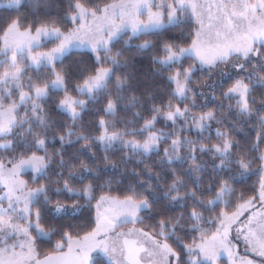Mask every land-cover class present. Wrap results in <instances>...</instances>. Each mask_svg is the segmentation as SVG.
Here are the masks:
<instances>
[{
    "label": "snow or ice",
    "instance_id": "6c2138e0",
    "mask_svg": "<svg viewBox=\"0 0 264 264\" xmlns=\"http://www.w3.org/2000/svg\"><path fill=\"white\" fill-rule=\"evenodd\" d=\"M10 3H18V0H10ZM141 7L147 9L145 18L138 14ZM117 8L121 9L119 17L115 14ZM185 10L190 12L192 20L187 40L179 45L162 41L161 53L153 57L161 64L173 61L179 63L185 55L191 57L190 65L184 68L183 72L176 67L168 73L178 96L184 94L188 76L197 64L201 67H212L217 62L227 61L233 55L247 59L250 52L259 54L260 49L257 45L264 42V0H236V2L233 0H171L170 3L168 0H160L155 9L152 0H112L104 8H90L77 0L74 11L69 13L72 27L67 29L62 28L55 21L38 24L35 28L31 25L22 27L19 15H14L4 22L3 27L0 28V44L3 48L12 49V63L8 69L0 73V80L11 76L20 87L24 65L16 60L15 53L16 49L26 47L29 61L39 65L42 59L46 60L51 68V75L46 80L34 81L31 92L21 89L20 100L23 101L26 96L31 95L46 96L49 85L59 87L63 89V95L59 98L58 106L65 108L75 117L79 112L75 106L77 100L81 105L86 101L67 89V76L63 68L57 67L55 63L58 55L62 56L74 43L81 47L87 45L93 52L97 60L96 67L76 83L78 92L87 89L91 95L94 90L107 86V80L111 74V66L101 62L99 51L101 48L109 51L113 38L126 26L133 33L138 32L141 26L147 31L150 27L158 28L166 22L170 23L178 11L182 15ZM165 15L167 21H165ZM50 34L55 42L49 47H41L42 40L47 39ZM13 35L16 38H12ZM33 43L37 44L35 50L32 49ZM150 43L152 42L145 40L141 46L147 47ZM112 59L115 60V56ZM116 79L120 81L119 76ZM247 90L248 85L243 83L242 78L230 82L224 89L226 94L238 93L243 101L241 107L245 109L248 108ZM16 107L17 105L13 103L0 111V117H2L0 132L7 129L8 125L16 119L14 115ZM115 108L116 100L109 95L104 109L115 111ZM187 110V105L181 108L176 104L162 114L166 119L175 122V114L179 113L183 116ZM211 116V110L201 114L195 121V126L202 127L201 121H207ZM155 120L154 113L144 121V125L154 126ZM98 123L100 131L97 139L101 142L123 138L119 130H109L103 116L99 118ZM60 139L63 142V136ZM87 143L88 141L85 140V144ZM125 143H131L133 148H142L147 152L152 145H158V139L156 133L151 132L142 141L132 137L125 139ZM172 143L176 144L177 140L173 139ZM36 144L43 148L45 137L37 136ZM254 146L258 150L262 147L259 132L254 138ZM201 147L205 146L201 145ZM213 147L217 152H227L231 149V143L225 139L223 148L219 144ZM165 152L167 153V149ZM261 158L264 159V154ZM238 163L244 171L250 170L249 163L243 159ZM47 164L45 156L36 151L11 162L10 168L0 163V170H4L5 173L4 176H0V183L7 188L9 200L15 196L17 201H23V211L26 213L27 221L26 224H12L0 215V230L5 227L12 229L18 237L11 245L0 246V264H90V254L97 249L108 258L110 264H179V252L167 241L164 229L161 227L159 231L148 232L142 224L138 223L143 220L140 216L141 206L151 207L146 196L113 194L110 190L96 192L90 181H87L83 188V194L91 202L93 209L88 227L75 234L65 230L58 243L41 253L42 245L37 241L36 234L46 230L41 210L38 205H32V197L36 193H44V199L57 212L64 204L59 197L56 201L51 200L43 182L33 186L21 176V172L25 166H31L34 181L35 173L46 168ZM81 166L87 170V165L83 161ZM8 176L14 177V183L8 182ZM224 186L230 187L227 181L222 180L217 195L223 191ZM17 190L19 195H16ZM62 190L68 193L73 191L69 179L63 181L62 188L56 189L57 192ZM208 202L210 203L211 200ZM193 214L195 215V209ZM122 217L125 218V225H130L127 231H124V226L119 224ZM212 220L215 227L211 231H198L197 236L185 244L188 250H198L208 264H219L218 257L221 251L227 253L228 264H264V166H261L258 190L253 188L248 196L241 194L234 204L224 203ZM164 222L163 218L159 220L161 225ZM33 225L35 232L32 230ZM21 235L23 239H19ZM161 237L164 239H160ZM73 249H79V252L74 259H70ZM146 257H152V259L147 260Z\"/></svg>",
    "mask_w": 264,
    "mask_h": 264
},
{
    "label": "trees",
    "instance_id": "16d2710c",
    "mask_svg": "<svg viewBox=\"0 0 264 264\" xmlns=\"http://www.w3.org/2000/svg\"><path fill=\"white\" fill-rule=\"evenodd\" d=\"M110 1L79 0L90 8L100 7ZM76 3L77 0H23L18 6H0V28L8 18L19 15L22 27L31 25L35 28L38 24L55 21L67 29L72 27L69 13L74 11ZM191 27L192 20L189 17L158 30L133 36L125 33L111 44L109 51L99 50L101 62L112 66V75L107 86L88 101L87 107L78 117L73 118L58 107L63 92L60 89L53 90L40 103L38 116L34 118L35 127H23L19 133L22 138L14 140L9 149V157L13 161L33 151L45 156L48 161L45 172L36 176L34 181L33 175L29 173L28 181L34 185L43 182L51 200L56 201L59 197L64 204L57 212L44 199V193L33 204L41 210L49 238L60 240L65 230L75 234L88 227L93 209L83 194L87 181L91 182L96 192L110 190L113 194L146 196L151 207L140 212L143 220L138 223L150 232L161 227L165 230L171 228L183 241L186 236H191V231L195 232L199 228L194 225L193 209L212 218L221 206V199L234 204L241 194L248 196L253 188H258L262 160L260 155L264 150V123L261 120L264 115V84L255 85L252 89L251 114L226 104L224 108L220 101H210L206 108L215 111V119L209 128L204 129L203 133L192 127L189 130L181 129L178 139L180 136L182 146L178 156L175 154L171 159L165 149L177 137L173 122L167 128L164 126L170 131V137L150 152L117 144L103 145L97 140L100 131L98 120L101 116L109 130H119L128 136L141 138L147 118L154 113L157 115V109L159 112L164 111L178 103L174 84L168 76L174 68L161 64L153 57L161 53L162 41L174 45L186 41ZM145 40L152 43L142 47ZM56 65L63 68L67 76V89L72 93L76 83L96 67L97 60L91 50L80 48L67 53ZM42 69L47 74L51 73L49 66L37 70L28 67L25 76L32 75L34 81H37ZM117 76L120 77L119 82ZM109 95L116 100L115 111L104 109ZM182 123L180 120L179 125L182 126ZM219 130H225L233 139L230 160L218 157L212 148L219 139ZM258 132L262 146L259 150L254 146ZM37 136L45 137L43 148L36 144ZM241 159L249 163V171L241 169L238 163ZM82 161L87 165V170L81 166ZM65 179H69L73 191L57 192L56 189L62 188ZM222 180L227 181L230 187H223V196L220 198L217 191L221 188ZM213 197L221 201L212 207L208 201ZM161 218L165 221L163 225L159 223ZM213 224H210L211 229L215 227ZM183 246L179 244L174 247L179 252V262L185 254Z\"/></svg>",
    "mask_w": 264,
    "mask_h": 264
},
{
    "label": "rangeland",
    "instance_id": "374dc122",
    "mask_svg": "<svg viewBox=\"0 0 264 264\" xmlns=\"http://www.w3.org/2000/svg\"><path fill=\"white\" fill-rule=\"evenodd\" d=\"M23 0H18V3H10V0H0V6H18L21 4ZM112 1L96 8H104L106 5L111 3ZM160 2V0H152L153 8L155 9V6ZM170 3L171 0H168ZM233 2H236V0H233ZM167 10V6L165 5V12ZM115 14L117 17L121 14V9L117 8L115 10ZM138 14L145 18L147 16V9L144 7H141L138 10ZM190 17V12L188 10H185L184 13L181 15L178 11L175 18L171 20L170 23L166 22L160 27H150L147 31L150 30H158L162 27H165L170 24H174L180 21V19H186ZM165 21H167V16L165 15ZM143 26L140 27V30L136 33H133L130 28L127 26L121 30L112 40L111 44L116 40L122 37L125 33H127L129 36L140 34L141 32H145ZM12 38H16L15 35H13ZM54 38L49 35L47 39H43L41 43V47H49L54 43ZM178 45V44H176ZM257 47H259L260 52L259 54H255L253 52H250L247 59L242 58L239 55H233L230 59H228L225 62H217L212 67H201L199 64H197L194 68H192L190 75L187 79V86L185 88L184 94L182 96H178L176 94V98L178 100V104L181 108H184L185 105L188 106V110L184 112L183 116H181L179 113L175 114V122L172 120H168L163 116V112L168 111L173 108L175 105H170L168 109H164V111H160L156 115V120L154 126H144L142 137H135L139 140H144L149 133L155 132L156 138L158 139V145H152L150 148V151L157 149L160 147L161 143L170 137V131L164 128L167 125L171 124L172 122L175 123V133L177 135L176 139L177 143L173 144L170 143V147L167 148V154L172 158V156L177 155L178 150H180V147L182 144L180 143V136L178 139V135L180 134L181 129H187L189 130V127H192L193 129L197 130L199 133H203L204 129H208L209 125L211 124V121L215 119L214 110H211L210 108H206V105L210 102H218L220 101L221 106H224L225 104L229 107H237L238 111L244 112L246 114H251L252 106H251V98L250 95L252 93V89L255 85L258 84H264V42H260ZM37 48V44L33 43L32 49L35 50ZM89 49L87 45H84L83 47L79 46L78 44H73L70 49H66L62 56L58 55L56 57L55 63L57 61L61 60L67 53L73 51L74 49ZM0 50V73H3L6 69H8L11 66V57H12V49L11 48H3V45L1 46ZM101 48L100 50H102ZM90 50V49H89ZM16 60L24 65L23 72L21 74V80H20V87H18L17 81L14 80L11 76L5 77L3 80H0V111H2L4 108H7L10 104L15 103L17 105L16 109L14 110V115L16 119L8 125V128L5 129L3 132H0V163H3L6 168L11 167V162H15L10 158L11 155L9 152V149H11L14 140L19 141L21 139V135L19 134L22 132L23 127L27 126L29 129L34 128L36 125V122L34 121V118H37V114L39 113L40 109V103L43 102L45 98H47L53 90L60 89L63 92V89L59 87H53L49 85L48 94L43 97H36L35 95L26 96L23 101L19 98V93L21 89L24 91L31 92L32 84L34 82V77L32 75L25 76L26 69L28 67H32L35 70L41 69L43 66H49L46 62V60H41L39 65H34L29 61L28 58V49L25 47L23 49H16ZM190 56L185 55L179 63L176 61H173L172 63H168L165 65H170L174 69L178 67L181 72H183L184 68L188 67L191 63V58H188ZM114 64L116 62H113ZM113 68L111 66V74L108 77L107 84L109 82V79L112 75ZM40 78L37 81H43L50 77V74H47L42 69L40 72ZM242 78L243 83L248 85L247 90V103L248 108L245 109L241 107L243 101L241 100L238 93H225L224 89L226 86L230 84V82ZM171 80V79H170ZM172 81V80H171ZM173 83V81H172ZM105 86H102L96 90L93 91V93L90 95L87 91V89H84L83 92H78L77 88L75 86L74 92H72L73 95H76L80 98H83L86 102L81 105L79 103V100H77L76 107L79 109V112L73 117L72 114H70L65 108L59 107L60 109L68 112L73 118L78 117L85 107H87V103L90 99H93L102 89H104ZM198 98H201L203 101H199ZM35 101V103H34ZM225 108V106H224ZM33 109H35V112H33ZM264 109V106H263ZM262 109V110H263ZM209 110L212 112V116L209 117L207 121H201L202 127H196L195 121L200 118L201 114L207 113ZM0 120H2V117H0ZM38 120V119H37ZM183 121V125H179V121ZM262 122L264 123V115L261 117ZM160 123V124H159ZM167 128V127H166ZM123 138L120 139H114L111 142H108L105 140L104 142L100 143L103 145L111 146L113 144L117 145H123L126 147H132L131 143H125V139H130L132 136L126 135L124 132H120ZM228 139L231 143V149L227 152H217L218 157H225L227 159H231L230 153L232 151L233 146V139L230 137V135L225 130H219V139L217 143H214L213 145L219 144L221 148H223L224 140ZM182 140V139H181ZM212 145V148L215 149ZM136 150H143L142 148H133ZM144 151V150H143ZM147 151V152H150ZM146 152V151H144ZM264 154V150L261 152ZM178 156V155H177ZM176 156V157H177ZM175 158V157H174ZM46 159V158H45ZM19 160V159H18ZM17 161V160H16ZM227 161V160H226ZM224 161V162H226ZM264 166V159L261 160L260 167ZM47 168V167H46ZM46 168H42L39 172L35 173V177L39 174L45 172ZM31 173L33 175V170L31 166H25L21 172V176L23 178H26L28 180V174ZM4 170H0V176H4ZM30 175V174H29ZM8 182L14 183V177L8 176L7 177ZM29 182V181H28ZM30 183V182H29ZM31 184V183H30ZM33 186H36L32 184ZM258 190V188H257ZM43 194L42 192L36 193L32 197V205L38 200V197ZM16 195H19V191L17 190ZM223 196V192L220 193V198ZM241 196V195H240ZM220 198H212L210 205L212 207L219 203ZM222 200V201H221ZM221 206H223L224 203L227 204H233L229 203L225 199H221ZM258 207V205H257ZM147 208V206H141L140 212ZM0 215H2L5 219L9 221V223L12 224H26V213L23 211V201H17L15 196L12 197L11 200H9L8 190L4 186V184L0 183ZM217 212V211H216ZM213 213V212H212ZM194 219V225L197 228V230L191 231V236H186L183 238L180 236L178 237L177 234L174 232L173 229L165 230V235L167 238V241L170 243L171 246L175 247L179 244H183V254L181 261L179 264H208V261L200 256V253L198 250H188L185 247L186 243L191 242L192 238L194 236H197L198 231L205 230V231H211L210 224H213L212 218L209 216H206V214H201L198 211H195V215L192 213ZM204 223H207L205 225ZM119 224L124 226V231L130 227V225H125V218H120ZM214 225V224H213ZM145 231H148L146 228H144ZM33 232H35V226L33 225L32 228ZM1 231V230H0ZM159 231V230H157ZM150 232V231H148ZM3 234L4 237L0 239V246H3L5 244L11 245L14 241L18 239L17 233L9 228H3ZM37 241L41 240V244L45 243L49 247L54 246L56 243H58L59 239H52L49 238V233L46 232H40L37 233ZM19 239H23V236L21 235ZM160 239H164V237H161ZM147 246V245H146ZM219 264H228V255L227 253L221 251L218 257Z\"/></svg>",
    "mask_w": 264,
    "mask_h": 264
},
{
    "label": "flooded vegetation",
    "instance_id": "af4514ba",
    "mask_svg": "<svg viewBox=\"0 0 264 264\" xmlns=\"http://www.w3.org/2000/svg\"><path fill=\"white\" fill-rule=\"evenodd\" d=\"M3 237H4L3 230H1L0 231V239L3 238ZM38 242L40 243L41 240H39ZM41 245H42V247L40 249L41 253L46 251L48 248L53 247V246L49 247L45 243H43ZM78 252H79V249H73V252L71 253L70 259H74L76 257V255L78 254ZM90 255H91L90 264H110L108 258L106 256H104L99 249L94 250ZM146 259L147 260H151L152 257H146Z\"/></svg>",
    "mask_w": 264,
    "mask_h": 264
}]
</instances>
